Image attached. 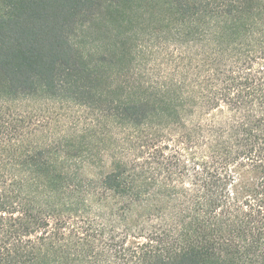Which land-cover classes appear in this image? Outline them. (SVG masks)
I'll use <instances>...</instances> for the list:
<instances>
[{"label":"trees","instance_id":"trees-1","mask_svg":"<svg viewBox=\"0 0 264 264\" xmlns=\"http://www.w3.org/2000/svg\"><path fill=\"white\" fill-rule=\"evenodd\" d=\"M0 264H264V0H0Z\"/></svg>","mask_w":264,"mask_h":264}]
</instances>
